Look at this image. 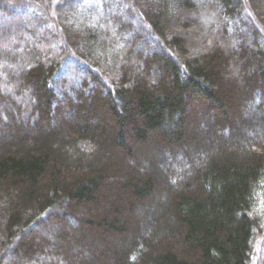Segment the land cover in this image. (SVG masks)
<instances>
[{"label": "trees", "instance_id": "1", "mask_svg": "<svg viewBox=\"0 0 264 264\" xmlns=\"http://www.w3.org/2000/svg\"><path fill=\"white\" fill-rule=\"evenodd\" d=\"M19 1L0 264H264V1Z\"/></svg>", "mask_w": 264, "mask_h": 264}, {"label": "rangeland", "instance_id": "2", "mask_svg": "<svg viewBox=\"0 0 264 264\" xmlns=\"http://www.w3.org/2000/svg\"><path fill=\"white\" fill-rule=\"evenodd\" d=\"M12 1L13 2H15V0H0V5H2V4H5V5H9V4H12ZM19 1V0H18ZM262 1H264V0H262ZM25 3H27V2H24V1H22V2H18V3H16L17 5H19L21 8L22 7H24L26 4ZM198 22H200V23H203V21L200 19V20H198ZM202 25V24H201ZM224 47L225 48H230V45L227 43V44H225L224 45ZM139 50V49H138Z\"/></svg>", "mask_w": 264, "mask_h": 264}]
</instances>
